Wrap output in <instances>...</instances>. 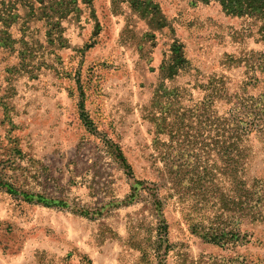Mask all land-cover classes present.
Returning <instances> with one entry per match:
<instances>
[{
    "label": "rangeland",
    "instance_id": "obj_1",
    "mask_svg": "<svg viewBox=\"0 0 264 264\" xmlns=\"http://www.w3.org/2000/svg\"><path fill=\"white\" fill-rule=\"evenodd\" d=\"M143 1H16L14 49L0 44V264H264V221L174 178L147 117L162 85L186 104L212 76L264 93L246 63L264 59L259 25L216 2ZM247 143L244 178L264 195V134ZM219 214L225 243L202 232Z\"/></svg>",
    "mask_w": 264,
    "mask_h": 264
},
{
    "label": "trees",
    "instance_id": "obj_2",
    "mask_svg": "<svg viewBox=\"0 0 264 264\" xmlns=\"http://www.w3.org/2000/svg\"><path fill=\"white\" fill-rule=\"evenodd\" d=\"M16 1H0V44L11 49H14V39L8 29L13 23ZM127 1L134 7L146 5L143 0ZM211 2L218 3L227 14L259 25L264 40V0H192L194 5ZM246 63L248 67L256 66L264 72V59L256 63L248 60ZM225 83L222 78L209 77L197 85L204 92L202 99L193 102L189 99L190 104L184 102L185 90H167L164 85L160 86L154 93L147 115L154 127V145L165 169L174 178L188 176L190 184H196L197 189H203L208 183L212 189H207V192L219 194L226 202L227 199H235L228 201L236 205L242 218L248 216L252 221H264V211L261 210L263 185L257 182L249 188L244 178L251 149L247 142L254 134H264V93L258 96L231 94ZM220 101L229 104L223 114L216 109ZM203 153L209 161L212 154H216L221 167L203 165ZM216 173L221 174L229 185L234 184V196H229L223 187L218 190L214 183ZM224 205L226 207L222 209L228 206L227 203ZM221 216L219 214L208 225H203L202 232L205 237L225 243L224 222L219 219Z\"/></svg>",
    "mask_w": 264,
    "mask_h": 264
}]
</instances>
